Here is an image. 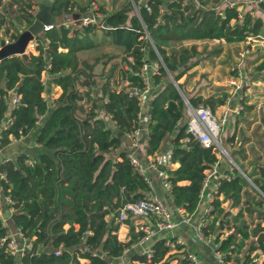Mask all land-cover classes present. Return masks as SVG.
<instances>
[{"label":"trees","instance_id":"trees-1","mask_svg":"<svg viewBox=\"0 0 264 264\" xmlns=\"http://www.w3.org/2000/svg\"><path fill=\"white\" fill-rule=\"evenodd\" d=\"M107 1L108 7L104 0H52L50 12L54 15L92 13L99 21L52 25L35 35L36 53L29 52L26 60L17 54L0 58V149L11 137L31 131L38 144L32 152L22 151L0 160V208L9 212V224L18 228L29 243L18 253L10 252L6 241L2 242L0 264H165L170 254L167 252L181 248L173 236H155L148 245L149 254L139 251L135 245L143 232L135 230L134 216L128 209L124 220L127 238L119 239L116 233L120 221L118 216L114 220L112 209L143 197L149 186L129 162L126 150L113 154L121 135L113 133L104 114L121 134L138 127L139 105L127 88L142 86L134 72L144 61H156L158 66L149 76L152 90L143 151L153 155L169 138L171 160L177 165L165 169L164 178L175 207L181 206L187 214L194 210L206 171L218 160L220 153L214 144L204 146L185 131L186 101L192 107L201 104L214 112L227 98L223 87L206 94L199 91L200 86L187 90L186 80L193 74L187 70L221 51L219 43L196 50L194 41L236 43L247 36H264V20L247 10L240 16L237 6L224 0ZM35 4L34 0H0V35L14 39L17 30L7 13L25 26L32 19ZM256 5L264 12V0H257ZM108 45L119 49L120 57L103 74L97 86V102V95L90 91L92 68L106 52L90 56L84 52ZM112 56L117 54H107L106 59ZM46 59L48 78L43 83L41 71ZM115 68L121 81L111 85ZM263 68L264 60L254 66L264 77ZM50 83L61 89L52 99L42 94ZM77 83L84 90L78 89ZM11 94L18 95L12 106ZM242 100L244 96L239 98ZM244 107L249 106L242 105L236 113H242ZM262 121L264 127V118ZM235 123L223 143L229 146V156L237 168L227 162L222 170L225 177L217 178L209 217L202 229L213 234L211 241L223 255V263L252 264L251 252L259 249L264 254V224H260V220L264 223V198L256 190L264 193V160L253 157L248 169L239 162L235 156L238 148L232 146ZM183 137L185 140H181ZM108 192L111 204L106 208L88 205L89 194ZM5 196L10 201L3 204ZM224 200L226 205L222 206ZM253 209L259 219L250 225L252 218L247 221L243 210ZM105 213L112 214L100 218ZM4 220L0 214V237L7 238ZM224 229L228 232L222 235ZM80 258L86 261L80 262ZM180 264L189 262L183 256ZM259 264H264V259Z\"/></svg>","mask_w":264,"mask_h":264},{"label":"rangeland","instance_id":"rangeland-1","mask_svg":"<svg viewBox=\"0 0 264 264\" xmlns=\"http://www.w3.org/2000/svg\"><path fill=\"white\" fill-rule=\"evenodd\" d=\"M104 1L106 2L105 6L108 7V1ZM247 1L248 0H244L243 6H249L252 8L254 6L253 3H247ZM242 9L238 10L240 16L243 13ZM184 43L190 44L191 42ZM194 43L196 50H201L202 47L207 50L219 43L221 51L218 55L199 60L196 65L187 70V72L193 71V74L186 80V88L189 90L200 86L199 91L204 94L210 93L215 87L224 88L227 92V102L225 104L227 114L225 120L219 125L217 137L221 147L229 155V150L227 149L229 146H225L223 141H225V139L228 138V135L232 132L234 121L236 120L234 126L235 136L232 146L238 148V151L235 152V156L238 158L239 162L244 164L248 169L250 166L249 162L253 157H257L259 162L264 160V127L262 121V118H264V77L261 74L262 72L258 73V71L254 69V66H256L260 60H264V37L252 38L251 40L249 39L248 42L239 41L236 43H225L223 41L212 39L207 41L196 40ZM98 51L106 52V55L100 58V60L102 59L103 61L106 59L107 54L114 53L117 54V56H112L109 59H106L102 64L98 62L93 66L91 75L93 85L90 87V91L92 92L96 91L103 74L107 73L110 65L114 62L117 63L120 57L119 49L111 45L90 49L84 53L91 55ZM253 58L257 59L254 62H249ZM234 70L235 72L238 70L236 75L232 74ZM112 74L111 85L117 84L121 81L117 68H115ZM256 74L260 76L253 79L252 75ZM181 78L182 76L178 80L180 81ZM84 82L86 83V79H84ZM76 87L80 90H84L78 83L76 84ZM242 96H244V100L239 101V98ZM237 103H239L241 107L242 105L249 107H244L242 113H235L233 112V107H235ZM220 110L221 106L216 107L213 112L214 115H219ZM225 134L227 136H225ZM242 152L245 154L244 157H241ZM219 153L220 155L225 156L224 152L219 151ZM226 159L230 161L229 164L232 167L237 166L231 157L227 158L226 156ZM152 184H154V179H152ZM89 195L91 198L87 201L90 207L97 204L100 210H102L111 204V200L108 199L107 195ZM258 195L262 197L260 192ZM261 205L264 207V202H262ZM112 210V212L115 213L114 220L116 221L118 209L113 208ZM108 215V213L102 214L100 218L106 219V216ZM243 215L247 221L252 218L250 225L258 220L257 211L255 209L250 212L243 210ZM123 224L124 221L121 220L118 227L121 228ZM118 227L116 231L120 229ZM184 251L185 246L176 251L172 250L167 257L168 264H180V259L183 257Z\"/></svg>","mask_w":264,"mask_h":264},{"label":"built area","instance_id":"built-area-1","mask_svg":"<svg viewBox=\"0 0 264 264\" xmlns=\"http://www.w3.org/2000/svg\"><path fill=\"white\" fill-rule=\"evenodd\" d=\"M194 2L196 3L197 1L194 0ZM88 21L98 22L99 20L94 19L92 15L82 17L83 23H86ZM50 26L51 25L49 24L43 25V30L48 29ZM249 39L251 40L252 37L247 36L245 39V42H248ZM35 44L36 42L34 41V38H33V40L29 42L27 45H30L33 47L35 46ZM27 45H26V48H27ZM26 48H25V51L27 53ZM157 66L158 65L156 61L142 62L138 70L134 72L136 75L140 77L142 86L138 87L136 85H131L127 88L128 95H134L136 97L137 103L139 105V110L147 102L146 94H148L151 89V84L149 82V76L151 73L157 70ZM48 67H49V62L46 59V64L44 65V69L41 71V79L43 83L45 82L48 76L46 72V68ZM237 73H238V70L236 74ZM102 100L105 101L106 97H103ZM17 101H18V95H13L11 97V106L14 105ZM226 102H227V99L225 100V103L223 104V107L221 108L220 113L217 116L214 115V113L211 112L209 108H207L206 106L199 104L196 107H192L187 103V101L185 102V105H186L185 112L187 116L185 131L189 133L190 135H192L194 138H196L204 146H207L212 143L215 145L218 151H221V152H224L225 150L221 147L217 136L219 132V125L226 118V114H227V109L225 108ZM239 108H241V105L237 103L236 106L233 107V112L236 113L239 110ZM136 117L137 119L139 118V111L136 113ZM147 119H148V111H147ZM139 132H140V129L138 126L132 131L124 132L123 134L125 138L128 139L129 147L132 149L137 147V138L139 136ZM181 140H185V137L181 138ZM127 156L133 168L139 174L144 176L143 166L141 162L135 157L132 150L127 151ZM2 158H7V157H0V160ZM30 162H32V160H30ZM173 163L174 162L171 160V150L168 149L161 156L162 167L164 168V170L167 168H171ZM216 164H217V161L213 162L212 166L206 171V174L200 186L199 198L205 195L204 189L207 185V178L208 176L212 175L215 172V168L213 166H215ZM0 177H2V173H0ZM164 177H165V174L162 178L161 184L163 188L169 192V183L165 180ZM219 177H225V174L222 173L220 174ZM144 178L146 179L145 176ZM146 181L148 183L147 179ZM216 187H217V180H216V183L213 185L212 190L206 193V199H207L206 207L204 209L202 216L199 219L198 224L194 227V235L199 240H210L211 237L213 236L212 233H208V234L204 233L202 226H204L205 222H207L208 220V217H209L208 213L211 210L210 202L215 196L214 193L216 191ZM256 190L260 192V194L264 198V193L260 191L258 188H256ZM4 201L9 202L10 200L7 196H5ZM126 209L130 210L134 216L133 222H134L135 230H140L143 232V236L141 237V239L143 238L145 239L146 237H149L152 235L159 236V233L162 230H166V229H170L174 227L178 223V221L187 222L188 216L190 214V213L189 214L185 213L181 206H176V210L179 214V220H175L173 216L171 215V213L163 205L161 200L158 197H156L154 194H151L150 192H147L143 197L133 202H127L118 208L117 214H118L119 219L122 221H124L126 218V212H125ZM260 224L263 225L264 223L260 222ZM16 230H17V233H19V237L21 238V241H18L17 240L18 238L15 235H7V238L0 237V244L6 241V248L10 252L21 253L23 252L25 247L29 245V243L26 242L25 237L21 235V232L19 231V229L16 228ZM227 232L228 231H225L224 234H226ZM175 242L180 244L181 240L177 237L175 238ZM142 251L146 252L147 254L150 253L149 247L144 248ZM214 253L216 257L222 261L223 255L215 249H214ZM184 257L187 258L189 264H206L191 250H185ZM263 259H264V254L259 249H256L250 253V261L252 264H259Z\"/></svg>","mask_w":264,"mask_h":264},{"label":"crops","instance_id":"crops-1","mask_svg":"<svg viewBox=\"0 0 264 264\" xmlns=\"http://www.w3.org/2000/svg\"><path fill=\"white\" fill-rule=\"evenodd\" d=\"M36 3V0H34ZM225 3L228 5H236L237 10L242 9V11L247 10L251 15L253 16H260L264 20V12H262L256 5L255 0H248L247 3L252 2L253 7H244V0H224ZM15 4L12 3V8H14ZM36 9V4L34 6V11ZM33 11V12H34ZM253 12V14H252ZM15 13V10L13 9L12 14ZM92 15L94 19H98L99 17L97 15H93L92 13H77V12H71L70 14H61V15H56L58 17V22H56L55 26H59L60 24H64V26H73V25H79L82 24V17L83 16H90ZM7 16L10 18V20L13 23V26L17 24L10 16V14L7 13ZM97 22V21H94ZM19 25V24H17ZM21 26V25H19ZM52 26V25H51ZM41 33V32H40ZM264 37V36H260ZM259 38V37H256ZM198 41H207V40H198ZM27 55L29 52L31 53H36L34 46L27 45ZM87 56H90L89 54H86ZM105 61V59H104ZM102 59L100 60V63L102 64L104 62ZM48 78V76H47ZM60 87L54 84H49L48 90L43 91V96L48 97L49 99L55 98L59 95L60 93ZM152 90V87H151ZM92 92V91H91ZM93 94H96V99L97 102H100L99 98V93L97 91L92 92ZM13 95L11 94V97ZM11 97L9 98V104L11 105ZM151 97V93L149 95L146 94L147 102L145 105H143L140 110H139V118H138V126L140 129L139 136L137 138V147L132 149L129 147V142L128 139L125 138L123 134L116 128L115 124L113 121L110 120L108 115L104 114V120L107 123V125L111 128L113 133L121 135V142L119 147L115 148L113 150V154L116 155L119 150H126V151H131L135 155V157L141 162L143 166V174L148 180V185L149 189L147 192H150L151 194H154L156 197H158L163 205L167 208V210L171 213L173 218L175 220H179V214L176 210V207L172 204V199L169 194V192L163 188L161 182L162 178L164 176V168L162 167L161 164V156L164 154V152L168 149H170V140L169 138L165 139L163 141L160 149L153 155H145L144 154V145H145V134H146V122H147V111H148V103H149V98ZM221 108L223 107V104L220 105ZM101 114V111H100ZM3 127V123L0 124V129ZM226 136V134H225ZM224 136V137H225ZM38 144L33 140V132H29L24 136H20L18 138H12L11 141L3 147V149H0V157H10L13 156L14 154L22 151H29L32 152L35 147H37ZM229 162L224 155H218V160L217 164L213 166L215 168V172L208 176L207 178V185L204 189L205 195H203L201 198H199L194 210L189 214L188 216V221L183 222V221H178V223L166 230H162L159 233V236H165V237H175L179 238L181 240V248L185 246V250H191L193 251L203 262L206 264H225L223 261L219 260L215 253H214V245L210 240H199L195 235H194V227L198 224L200 217L202 216L204 209L207 204V199H206V193L212 190L213 185L216 183L217 178L222 174V170L225 167L226 163ZM177 165L176 162L172 164L171 167H175ZM152 179H154V184H152ZM146 192V193H147ZM259 193V192H258ZM110 192H108L107 197L110 200ZM4 204V200H3ZM222 206L226 205V200L222 201L221 203ZM263 208V207H261ZM264 209V208H263ZM233 210H235L233 208ZM9 211V210H8ZM257 211V210H256ZM0 214L2 217L5 219L4 222L6 223L7 227V235H15L18 239V241H21V238L19 237V233H17V230L15 227L11 226L9 224V219L8 215L9 212H6V209L4 207L0 208ZM112 213H109L111 215ZM244 216V215H243ZM258 216V215H257ZM107 218V216H106ZM258 218V217H257ZM259 219V218H258ZM118 220V219H117ZM119 221V220H118ZM121 222V221H120ZM262 222V220H260ZM120 228V227H118ZM119 231V234H118ZM116 231L117 237L119 239L125 240L127 238V225L124 223L120 229ZM225 231H228L227 229H224L222 232V235L224 234ZM155 237L154 235L146 237L145 239H141L137 242L135 245V248H137L139 251H142L144 248L148 247L150 244L152 238ZM176 251L179 249H170L167 253H170L171 251ZM184 253V252H183ZM184 256V254H183ZM80 262L86 261L84 258L79 259ZM140 264V263H138ZM159 264V263H155ZM165 264H168L166 262Z\"/></svg>","mask_w":264,"mask_h":264},{"label":"water","instance_id":"water-1","mask_svg":"<svg viewBox=\"0 0 264 264\" xmlns=\"http://www.w3.org/2000/svg\"><path fill=\"white\" fill-rule=\"evenodd\" d=\"M51 2L52 0H36V9L33 12L31 21L25 26L15 25L17 34L14 39L8 41L0 35V58L3 56L17 54L22 59H27V53L25 51L26 45L33 40L35 35L42 32L43 25H53L58 22V17L50 12ZM1 22L2 19H0V23ZM0 32H2V29H0ZM171 80L177 87V84L172 78ZM180 94L182 95L181 92ZM224 153L225 157L227 156V158H230L226 151H224ZM235 167L237 168V166Z\"/></svg>","mask_w":264,"mask_h":264},{"label":"bare ground","instance_id":"bare-ground-1","mask_svg":"<svg viewBox=\"0 0 264 264\" xmlns=\"http://www.w3.org/2000/svg\"><path fill=\"white\" fill-rule=\"evenodd\" d=\"M119 221H121L120 219H119V217L117 218Z\"/></svg>","mask_w":264,"mask_h":264}]
</instances>
